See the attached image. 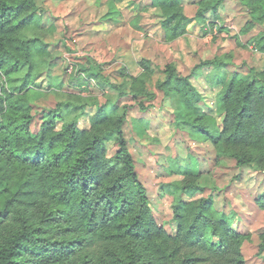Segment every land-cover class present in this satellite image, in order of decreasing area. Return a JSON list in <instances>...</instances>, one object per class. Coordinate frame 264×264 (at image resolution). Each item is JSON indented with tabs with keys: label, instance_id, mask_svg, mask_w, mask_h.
I'll return each instance as SVG.
<instances>
[{
	"label": "trees",
	"instance_id": "trees-1",
	"mask_svg": "<svg viewBox=\"0 0 264 264\" xmlns=\"http://www.w3.org/2000/svg\"><path fill=\"white\" fill-rule=\"evenodd\" d=\"M239 1L253 23L264 24V0ZM223 2L197 0L193 17L184 0L152 5L172 41L187 33L192 19L205 25L208 14L218 18ZM57 30L38 0H0V264H247L250 242L264 259V227L258 234L242 231L212 197L195 198L204 187L198 172L187 168H173L187 175L173 205L175 231L158 221L126 136L132 105L119 103L131 95L148 110L145 101L156 97L147 86L150 59L139 61L142 71L127 86L111 83L120 89L117 99L66 104L36 127L38 79L52 67L46 38ZM252 41L264 54V32ZM229 57L217 52L187 75L168 63L157 87L171 99L179 127L204 132L218 157L264 170V70L239 66L229 72L236 65ZM204 67L217 71L211 78L214 108L192 80ZM91 105L89 126L81 127L79 117ZM263 198L256 200L264 209Z\"/></svg>",
	"mask_w": 264,
	"mask_h": 264
},
{
	"label": "rangeland",
	"instance_id": "rangeland-1",
	"mask_svg": "<svg viewBox=\"0 0 264 264\" xmlns=\"http://www.w3.org/2000/svg\"><path fill=\"white\" fill-rule=\"evenodd\" d=\"M152 1L38 0L45 14L57 22L58 30L46 38L53 54L52 67L38 79L42 93L33 105L35 125L38 127L50 110L69 103L74 108L83 101L117 99L120 89L111 83L127 86L128 79L142 71L139 61L148 58L154 71L148 73L147 86L156 93L155 99L145 101L148 110L142 111L131 95L120 97L119 103L132 105L126 136L158 221L168 231H175L173 205L187 175L175 173L173 168H187L198 172L197 182L204 187L195 198L212 197L213 205L223 210L235 227L258 234L264 227V209L256 198L264 194V170L239 167L235 159L218 157L214 147L204 141V132L179 127L171 99L158 89L157 81L164 79L168 63H175L187 75L217 52H228L244 71L249 66L259 69L264 54L252 39L264 32V24L253 23L248 8L239 0H224L218 18L207 15L208 21L218 25L192 19L187 33L170 41ZM184 7L187 15L195 16L197 0H184ZM231 69L232 65L228 71ZM216 72L204 67L192 77L213 108L211 78ZM95 109V105L88 106V113L79 117L81 127L89 126ZM61 126L58 121L57 127ZM110 147L113 153L115 146ZM244 252L247 264H264L257 243H247Z\"/></svg>",
	"mask_w": 264,
	"mask_h": 264
},
{
	"label": "crops",
	"instance_id": "crops-1",
	"mask_svg": "<svg viewBox=\"0 0 264 264\" xmlns=\"http://www.w3.org/2000/svg\"><path fill=\"white\" fill-rule=\"evenodd\" d=\"M238 67H239L238 65H233L231 71L237 69ZM259 69L264 70V65H261Z\"/></svg>",
	"mask_w": 264,
	"mask_h": 264
}]
</instances>
